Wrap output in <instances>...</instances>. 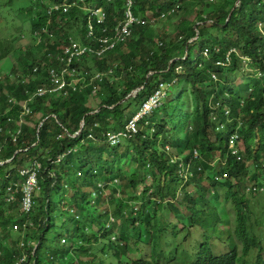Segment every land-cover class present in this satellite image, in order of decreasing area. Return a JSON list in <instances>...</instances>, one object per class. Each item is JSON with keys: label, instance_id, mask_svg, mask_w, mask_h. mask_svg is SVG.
Masks as SVG:
<instances>
[{"label": "trees", "instance_id": "trees-1", "mask_svg": "<svg viewBox=\"0 0 264 264\" xmlns=\"http://www.w3.org/2000/svg\"><path fill=\"white\" fill-rule=\"evenodd\" d=\"M191 1L135 0V13L146 19L176 8L175 14L166 16L173 21L181 11L185 15L193 12L188 11ZM197 1L200 10L196 21L180 20L175 41L168 42L167 30L155 24H136L130 38L103 56H98L99 40L111 35L124 21L127 0H31L29 8H20L37 45L21 44L15 50L16 64L7 75H0V162L11 159L0 165V264H18L24 252L30 255L34 245L35 257L22 264H73L74 259H79V264H95L100 259L98 255L105 257L107 251L121 262L131 248L132 238L143 245L146 234L156 249L167 228L162 225L164 212L187 221L188 235L197 226L203 229L211 220L207 230L214 233L206 237L193 264H247L245 258L253 249L259 251L256 264H262V244L248 227L250 209L245 197L247 193L258 195L264 191V77L256 74L257 70L264 72V35L258 28L264 20V0H241L237 6L238 0ZM63 3L72 5L68 13H49L51 6ZM86 7L102 9L104 22L91 17ZM89 21L94 24L92 38L88 37ZM70 39L91 50L73 67L88 72L90 78L101 72L103 79L89 83L83 90L74 92L71 88L68 96H36L40 87L50 86L51 70L67 65L60 56ZM194 47L197 52L192 59ZM214 48L219 52H213ZM205 49L210 50L206 58L202 57ZM231 49L254 59V72L246 73L248 79L243 85L235 82L243 73L236 56L234 67L215 68V63L223 61ZM6 54L3 51L2 58ZM178 67L182 68L180 73L176 71ZM209 72L217 76L214 83H210ZM174 80L176 84L183 83L175 103L164 101L160 106L163 110L157 107L147 117L150 125L132 139L116 146L108 144L107 132L123 128L160 84L171 86ZM139 89L137 96L119 103ZM93 95L99 97L96 106L88 100ZM211 99L221 105L216 109L221 121L225 120L221 111L225 105L232 116L244 120L243 128L236 130V120L218 131L210 116ZM23 103L30 109L27 114L21 113ZM155 115L158 121L151 120ZM82 119L83 131L75 137ZM18 129L16 141L12 142L11 134ZM236 131L244 146L238 154L229 142ZM91 134L95 139L90 138ZM196 149L198 158L194 157ZM177 152L186 157H179ZM216 153L220 162L218 167H212L210 161ZM63 155L65 158L59 162ZM183 161L190 165L191 174L186 180L179 167ZM35 163L40 164L37 178L41 194L34 202L35 210L21 216L19 205L26 178L19 171L33 168ZM222 174H228V178L220 184L214 179ZM191 185L196 186V191H189ZM218 185L225 189L223 202H230L235 210V237L241 245L225 252L217 247L224 249L234 243L228 234V218L221 221L218 214L221 205L214 189ZM252 186L257 190L247 192ZM8 187L16 190L12 203L6 201ZM63 193L68 201L64 207L71 216L65 221L67 231L57 235L54 229L59 219L55 214L62 213L59 204L63 200H56L54 194ZM108 200L117 202L114 211ZM26 221L33 224L29 231L11 232L13 225ZM222 234L228 235L229 241H221L218 237ZM156 258L153 254L151 261L143 259L137 264H178L160 263Z\"/></svg>", "mask_w": 264, "mask_h": 264}, {"label": "rangeland", "instance_id": "rangeland-1", "mask_svg": "<svg viewBox=\"0 0 264 264\" xmlns=\"http://www.w3.org/2000/svg\"><path fill=\"white\" fill-rule=\"evenodd\" d=\"M197 0H193L189 3V10L193 11L190 12L188 15H185L184 11H181L178 13V17L174 19L173 21H170L167 19V17L158 20L155 25H157L159 28H163V30H167L168 34L170 35V38L168 42H172L176 40V28L178 24L182 23L180 20L183 18L187 19L188 21H196V15L198 10L200 8H197ZM31 5V0H12L11 3H8V0H0V75L4 76L7 75L13 65L16 64L17 57L15 55V50L23 44L24 47H27L29 44L37 45L36 39L31 36V31L29 27V22L27 18H24L25 16L22 14V7L29 8ZM90 9L89 7H86V9ZM197 8V9H196ZM171 16V15H170ZM187 16V17H186ZM214 35V32L211 33V36ZM20 39V40H19ZM6 51V56L2 58V52ZM36 51V50H34ZM197 52V47L192 48L191 50V58L194 59V55ZM182 69V68H181ZM248 69H245V72L239 74L236 77L235 82L240 85H243L246 83V72ZM36 72V70H35ZM175 81V80H174ZM183 86V83L176 84L173 82L171 86H169V98L165 101L170 102V104L175 103V96L178 94L179 90ZM191 96H189L190 98ZM89 102L96 106V104L99 102V97L96 95L88 96ZM170 100V101H169ZM190 105H191V98H190ZM158 110H163V107H160ZM156 110V111H158ZM151 120L158 121V117L155 115L154 117H151ZM25 124V123H24ZM145 127H142V130ZM211 138L214 140L215 136H211ZM100 142V141H99ZM98 142V143H99ZM109 144V143H108ZM178 156L181 158H185L186 154H180L177 152ZM217 154V153H216ZM220 156L217 154L212 162L215 163L214 167H218V164L220 162ZM219 159V160H215ZM133 166H137L136 164L132 163ZM236 183L235 181H233ZM150 184V182H148ZM221 184V182H220ZM253 187V186H252ZM143 187L140 188L137 191V195L140 196ZM215 191L217 190V193L219 194V202L221 205V208L218 210L219 217L221 218V221H225L228 218L230 228L228 231L229 238H231V241L234 243L233 246L230 244H227L225 248L223 249L220 245V247H217V250H220L221 252L228 251L229 249L238 246L241 247V245H238V241L235 237V227H236V213L235 210L230 202L224 203V192L225 189L221 187V185H218V188H214ZM189 191L194 192L196 191V186L191 185L189 188ZM41 194V190L38 189L36 186L33 190V198L34 202H37V199L39 198ZM135 195V194H134ZM55 199H62L63 203L59 204L60 211L55 214V216L58 217V227L54 230H56V234L63 233L67 231V228L69 227L68 224H65V221L68 217L71 216V212H67L66 208L64 207L67 204V196L65 193L62 195H56L54 194ZM133 197V196H132ZM249 201V209H250V215H249V225L248 227H251L253 230V234L259 239V241L262 244L261 250L263 249L262 253V264H264V191L263 193H259L258 195H252L251 193H248L245 197ZM37 203L33 206V209L35 210ZM108 206L110 210H115V207L117 206V202L115 200H108ZM67 207V206H66ZM223 207V209H222ZM162 216V225H167V228L165 232H163L160 235L159 243L154 249L155 244L153 243V240L148 242V239L146 237L143 238L144 244L142 245L136 238H132L130 240V249L126 250L124 253V258L121 260V262H118V260H115V257L112 256V254L107 251L105 257H102L101 255H98L99 261L95 264H101V261L104 262V264H137L138 261H141L143 259L150 260L157 256L156 261L160 263H178L183 264L186 262V264H193L195 260L196 253L198 252V249L202 244L206 242V237L209 235H212L214 231L207 230V227L209 226L211 220L208 222V225L203 227V229L199 226L193 228L188 235L189 226L187 224V221L179 220L177 217H173L171 212H164L161 214ZM64 222V224H63ZM174 228H177V233L174 232ZM210 229V228H208ZM222 229V228H220ZM135 233V231H133ZM227 232V231H225ZM188 235V236H187ZM224 234L220 235L221 241L228 240L227 237H223ZM187 239V240H185ZM217 241L216 238L213 239V243ZM229 241V240H228ZM94 251H96V248H93ZM259 251L256 249H253L251 253L248 255V263L250 264H256V257ZM177 254V255H176ZM176 255V257H175ZM99 262V263H98ZM73 264H79V259H74ZM185 264V263H184Z\"/></svg>", "mask_w": 264, "mask_h": 264}, {"label": "built area", "instance_id": "built-area-1", "mask_svg": "<svg viewBox=\"0 0 264 264\" xmlns=\"http://www.w3.org/2000/svg\"><path fill=\"white\" fill-rule=\"evenodd\" d=\"M83 1V0H82ZM72 5L68 3L63 4H56L54 6H51L49 8V13L54 16L55 12H61L64 11L65 13H68L70 7ZM176 8L171 9L167 12L162 13L159 17L158 16H151L146 19H140L136 16L135 13V0H127L125 5V19L122 23H120L118 26L115 27V30L111 35L105 36L104 38L99 40V43L101 44V50L98 52V56H103L107 52L114 51L116 47L124 43L127 38H130L133 34V27L136 24H145V23H152L155 24L158 20L165 18L166 16H170L175 14ZM90 16L98 18L99 23H103L105 20V12L102 9H93L90 8ZM259 31L264 35V20H261L258 23ZM95 30H94V24L92 21H89L88 23V37L92 38L94 36ZM104 34H107L106 31H104ZM38 36V35H36ZM63 54L60 56V60L63 63H67L65 67L61 68H54L51 70V80H50V86L47 87H40L36 93V96L44 97L48 94L54 95V94H64L65 96H68L71 93L72 90L78 91L85 89L89 83H93L96 80H102L103 74L101 72L96 73L91 78L89 77L90 74L88 72H85L83 70H79L76 67H73V64L76 61H81L83 56L86 55V53L91 52L90 48L85 47L77 42H75L73 39H70V44L62 48ZM213 52L218 53L219 49L214 48ZM210 55V50L205 49V51L202 54V57H207ZM236 56L238 58V61L242 64V69L245 71V69H248L247 73H253L254 70L252 69V66L254 65V59L248 58L245 56H241L236 49H231L227 56H225V59L222 61H217L215 63V68H225L228 69L230 67H234L233 57ZM38 71V68L36 69V72ZM176 71L180 73L182 71L181 68H177ZM210 73V83H214L217 80L216 74L213 72ZM257 76L259 78L264 77V72L262 70H257L256 72ZM176 83V80L173 81ZM169 84L162 83L159 85V87L141 104V108L133 115L132 118L128 119L124 125L123 128H121L118 131H109L105 134V138L107 142L112 145L116 146L121 144L126 139H132L134 136L140 133L142 131V127H148L150 125V121L148 120V116L157 108L160 107L164 101L170 97L169 96ZM244 102V101H243ZM211 119L215 122L216 129L218 131H222L225 128V125L227 124H233L236 120L237 127L236 130H240L243 128L244 120L240 117L236 118L232 116L231 110L227 106H223L221 111L223 112V115L225 117L224 121H221L218 117V114L216 113V109H219L221 106L219 102L214 103V101L211 99ZM30 109L26 105V103L22 104V111L21 113L27 114L29 113ZM22 118L19 120V123H21ZM154 131V128L151 129ZM233 133L230 138V148L233 149L235 154H238V151L241 152L244 150L243 143L241 141L240 134L238 132ZM19 134V129L11 134L12 142L16 141L17 135ZM78 135V133L75 134V137ZM91 139H95L94 135H90ZM239 141L238 148H236L237 142ZM166 150L168 152L171 151L170 147L167 146ZM66 155L60 156L59 162H61ZM199 153L196 149L194 151V157L198 158ZM175 161L177 160V157L173 158ZM219 160V159H215ZM213 161V160H212ZM210 161V164L212 167L215 166V163ZM33 168L28 169H22L19 171L20 176L26 178L23 186H22V199L21 203L19 205V213L21 216L28 215L31 211H33L34 206V198H33V190L37 186L38 187V178H37V169L40 168V164L35 163ZM179 167L181 168V177H183L185 180L188 178L190 173V165L186 164L185 161L179 164ZM228 178V174H222V176L217 175L215 177V181H224ZM101 186V185H100ZM248 192L256 191L257 187H248ZM8 195L6 197V201L8 203H12L16 194V190H13V187H8L7 189ZM95 195V194H94ZM113 222V220L111 221ZM33 227V224H31L30 221L24 222L22 225H13L11 228L12 233L18 232L20 229L22 231H29L30 228ZM34 245L33 243H30L29 246ZM23 247V244H21V248ZM37 246L34 245V250L30 252V255L27 253H23L21 258L18 261V264L25 263L27 259L34 258L35 252H36ZM30 264V263H27ZM35 264V263H31Z\"/></svg>", "mask_w": 264, "mask_h": 264}, {"label": "water", "instance_id": "water-1", "mask_svg": "<svg viewBox=\"0 0 264 264\" xmlns=\"http://www.w3.org/2000/svg\"><path fill=\"white\" fill-rule=\"evenodd\" d=\"M239 3H241V0H238V1H237L236 6H237ZM231 16H232V12L230 13L229 18H230ZM195 40H197V38L194 39V41H195ZM175 61H176V60L172 61L171 64L174 63ZM151 74H153V73H151ZM139 91H140V89H139V90H134L131 94H128L125 98H123L119 103L124 102V101L127 100L128 98H131V97H135V96H137V94L139 93ZM96 111H97V110H95L94 112H96ZM92 113H93V112H92ZM47 119H48V118H46V119H44V120L42 121V123H41V127H42V125L44 124V122H45ZM84 125H85V119H82V121H81V123H80V129H79V131L77 132L78 135L83 131ZM15 154H16V153H15ZM10 161H11V159H10V160H7V161H5V162H0V165H4V164H6V163H8V162H10Z\"/></svg>", "mask_w": 264, "mask_h": 264}, {"label": "clouds", "instance_id": "clouds-1", "mask_svg": "<svg viewBox=\"0 0 264 264\" xmlns=\"http://www.w3.org/2000/svg\"><path fill=\"white\" fill-rule=\"evenodd\" d=\"M195 41H196V40H195ZM193 42H194V39H193L192 41H190V43H193ZM240 68H241L242 71H244V70L242 69V67H240ZM244 72H245V71H244ZM246 73H247V72H246ZM225 180H227V179H225ZM225 180H224V181H225ZM224 181H217V182H221V183H222V182H224ZM247 192H248V190H247ZM247 194H248V193H247ZM247 261H248V259L245 258V262H246L247 264H250V263H248ZM254 264H255V263H254Z\"/></svg>", "mask_w": 264, "mask_h": 264}]
</instances>
